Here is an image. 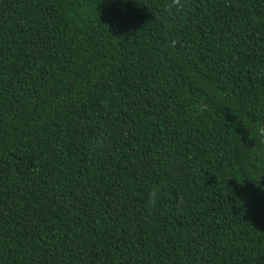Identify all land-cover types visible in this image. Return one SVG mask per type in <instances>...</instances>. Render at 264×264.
Returning a JSON list of instances; mask_svg holds the SVG:
<instances>
[{
	"label": "trees",
	"instance_id": "16d2710c",
	"mask_svg": "<svg viewBox=\"0 0 264 264\" xmlns=\"http://www.w3.org/2000/svg\"><path fill=\"white\" fill-rule=\"evenodd\" d=\"M260 127L264 0H0V264H264Z\"/></svg>",
	"mask_w": 264,
	"mask_h": 264
},
{
	"label": "clouds",
	"instance_id": "9594fccd",
	"mask_svg": "<svg viewBox=\"0 0 264 264\" xmlns=\"http://www.w3.org/2000/svg\"><path fill=\"white\" fill-rule=\"evenodd\" d=\"M95 13L93 9L85 4L83 7H79L72 2L65 3L63 8L64 20L69 24H79L81 21L87 23L89 17H94ZM258 133L261 137H264V127L258 129ZM159 195V188L154 187L150 192V200L155 201Z\"/></svg>",
	"mask_w": 264,
	"mask_h": 264
}]
</instances>
